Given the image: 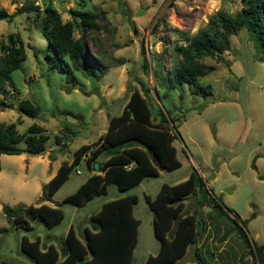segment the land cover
<instances>
[{"label": "rangeland", "instance_id": "1", "mask_svg": "<svg viewBox=\"0 0 264 264\" xmlns=\"http://www.w3.org/2000/svg\"><path fill=\"white\" fill-rule=\"evenodd\" d=\"M23 0H0V7L14 10ZM39 7H54L62 20L73 19V36L81 35L89 48L97 53L100 71L85 75L74 70L76 83L66 81V73L50 66L44 53L47 46L39 18L31 12H17L10 20L0 19V40L9 33L18 36L24 49L20 67L11 71L15 90L0 94V122H14L18 133L25 132L32 122L40 124L48 137L40 154L26 151L0 153V263L35 264L19 246L22 235L28 239H49L55 245L68 225L84 241L83 227L90 226V215L101 203L123 194L133 193L131 206L138 220L136 242L129 264H143L148 253H155L158 242L153 233V212L144 196L153 197L162 182L172 184L187 177L194 168L202 179L205 201L195 203L188 194L184 208L198 207L206 229L196 243L187 246L176 264L194 258L197 246L203 264H253L254 255L243 241L239 230L226 215L210 207L212 196L228 209L230 215L243 220V228L251 243L264 241V63L249 32L240 27L229 36V47L222 59L203 56L214 68L197 77L201 85L210 86L207 94L196 93L186 82L167 85L168 66L176 60L171 44L184 42L198 27L204 26L216 9L233 12L241 0H36ZM89 9L97 14L98 30H82L68 8ZM142 40L155 76L141 67ZM0 53V60L2 55ZM226 61L228 64H226ZM154 84V87L153 85ZM73 85V86H72ZM146 95L153 107L168 110L175 132L172 144L180 165L171 170H158L157 175L118 190L109 182L105 193L74 205L63 197L91 173L80 159L68 177L42 200V184L55 172L62 160L70 161L73 149L90 143L105 130L107 115L120 111L131 88ZM17 98H28L39 106L35 116L20 113ZM199 108L188 109L191 106ZM66 110L68 112H61ZM86 122L85 135L77 134ZM71 131H68V129ZM56 137V138H55ZM23 139L17 146H23ZM54 157L50 158L49 155ZM31 155V156H30ZM30 156V157H29ZM253 162V166H252ZM78 169V171H76ZM209 198V199H208ZM210 200V202H209ZM58 205L63 217L47 226L28 217L30 228L16 227L1 204L37 205L40 202ZM207 203V204H206ZM227 235L220 239L223 230ZM86 259V258H85ZM85 261V260H84ZM257 264V263H255Z\"/></svg>", "mask_w": 264, "mask_h": 264}, {"label": "trees", "instance_id": "2", "mask_svg": "<svg viewBox=\"0 0 264 264\" xmlns=\"http://www.w3.org/2000/svg\"><path fill=\"white\" fill-rule=\"evenodd\" d=\"M241 1L242 4L233 12L220 8L214 10L205 25L198 27L189 37L185 36L184 42L170 45L176 60L168 66L163 76L169 87L186 82L193 92L209 93V84H199L197 77L212 70L214 65L204 62L202 57L210 56L221 60L222 52L229 47L230 34L240 27L249 32L258 50L257 58L264 63V0ZM22 11L33 13V20L39 18L47 41L44 56L50 66L66 73V81L76 83L74 70L85 75L99 73L101 69L97 53L89 48L81 35L73 36V19L62 20L54 7L47 4L41 8L36 0H23L12 11L0 7V19L10 20L15 13ZM68 11L72 18H76L82 30H98L101 27L96 12L92 10L69 7ZM1 52L4 53L0 60V94L3 95L8 87L10 91L15 90L10 73L20 67V60L24 57L23 45L18 36L9 33L5 40L1 39ZM139 52L142 55V69L154 77L155 69L149 63L142 40L139 41ZM143 91L131 88L120 111L107 115L105 130L92 142L82 143L74 148L70 161L62 160L59 163L54 174L42 184V200L49 199L80 159L84 160L86 167L92 172L63 197V200L74 205L89 200L94 194L105 193L109 182L114 183L118 190H124L145 177L157 175L158 168L152 163L151 154L157 157L165 170L180 165L172 144L175 132L171 127L168 110L156 105L157 111L152 116L144 97L147 88ZM0 102L4 101L0 99ZM14 104L20 113L29 116H35L39 111V106L28 98H17ZM47 137L44 128L35 122L29 124L23 133L16 131L14 122H0V153L39 151L45 148ZM21 139L24 145L19 147L17 142ZM49 157L53 158L54 155L50 154ZM94 162H97V167H94ZM202 184L200 175L191 168L186 178L172 184L162 182L153 197L147 194L144 196L153 212L152 227L158 246L155 253L147 254L143 264H176L187 246L194 245L202 236L206 223L198 207H183V200L188 194L195 196V203L205 201L202 190H206L202 188ZM213 196L210 207L233 221L254 255L252 263L264 264V241L259 244L251 243L243 228V220L230 215L228 209ZM135 201L136 195L127 193L102 202L98 210L90 215V226L83 227L84 241L68 225L57 245L51 242L49 235L45 241H40L39 237L28 239L22 235L19 240L20 249L35 264H76L84 256L85 264H129L138 223L131 212ZM1 210L11 217L10 220L16 227L23 229L31 227L28 217L40 220L47 226L57 223L63 217L60 207L54 202L52 205L40 202L37 205L16 206L3 203ZM178 214L181 217L172 236L168 237L167 231ZM226 235L227 231L224 229L219 238ZM193 255V260L186 264H203L197 246H193ZM0 264L14 263L2 260Z\"/></svg>", "mask_w": 264, "mask_h": 264}, {"label": "water", "instance_id": "3", "mask_svg": "<svg viewBox=\"0 0 264 264\" xmlns=\"http://www.w3.org/2000/svg\"><path fill=\"white\" fill-rule=\"evenodd\" d=\"M144 97H145L146 104H147V106L149 107V109H150V111L152 113V116H154L155 113H156V111H157V109L151 105V103H150L149 98H148L147 95H145ZM199 107H200L199 105H197V106H191L188 109L199 108ZM89 125H90V122H86L85 125H84V127L80 131H78L77 134L84 136L85 135V131H86V129H87V127ZM43 149L44 148L40 149L39 151L31 152V154H33V155L40 154L43 151ZM150 157H151L150 159H151L152 163L158 168V170H162L163 167L159 164L157 157L155 155H153V154H151ZM97 166H98L97 162H94V167H97ZM180 217H181V214H178L173 219L172 225H171L170 229L167 231V236L168 237H171L172 236V234H173V232H174V230L176 228L177 221H178V219ZM84 260H85V256L82 257V258H79L77 260L76 264H85V261Z\"/></svg>", "mask_w": 264, "mask_h": 264}, {"label": "crops", "instance_id": "4", "mask_svg": "<svg viewBox=\"0 0 264 264\" xmlns=\"http://www.w3.org/2000/svg\"><path fill=\"white\" fill-rule=\"evenodd\" d=\"M30 154H31V153H30ZM31 155H33V154H31ZM31 155H30V156H31ZM30 156H29V157H30ZM33 156H34V155H33ZM91 172H92V171H91ZM51 173H52V175H53V172H51ZM89 174H90V173H89ZM52 175H51V176H52ZM51 176H50V177H51ZM50 177H49V178H50ZM51 204H53V201H51Z\"/></svg>", "mask_w": 264, "mask_h": 264}, {"label": "built area", "instance_id": "5", "mask_svg": "<svg viewBox=\"0 0 264 264\" xmlns=\"http://www.w3.org/2000/svg\"><path fill=\"white\" fill-rule=\"evenodd\" d=\"M20 4V2L17 1V5ZM76 171H78V169H76Z\"/></svg>", "mask_w": 264, "mask_h": 264}]
</instances>
